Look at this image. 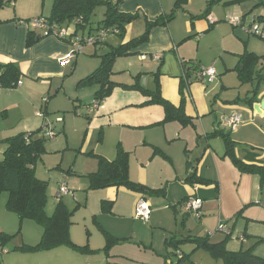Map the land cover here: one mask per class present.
Segmentation results:
<instances>
[{
	"label": "crops",
	"instance_id": "obj_1",
	"mask_svg": "<svg viewBox=\"0 0 264 264\" xmlns=\"http://www.w3.org/2000/svg\"><path fill=\"white\" fill-rule=\"evenodd\" d=\"M119 1V12L136 14L137 19L127 26L123 40L110 35L105 44L97 46L104 54L98 56L95 49L93 58L97 59L93 60L99 62L95 71L103 56L142 37L147 23L160 21L162 25L150 30L147 42L114 62L109 79L116 87L94 112L85 113V121L71 116L57 121L63 124L68 140L72 128L84 134L80 156L85 158L82 170L68 171L80 178L69 180L78 189L76 196L70 189L72 195L59 197L60 186L49 187L46 212L52 216L60 201L75 210L70 237L76 246L86 249L61 246L43 252L19 250L38 244L43 229L29 220L20 222L18 215L4 207L0 208V234L15 237L0 241V264H177L180 258L175 260L176 256L185 255L182 248H189L193 257L200 250L189 242L178 251L169 248L167 244L173 239L209 237L211 243L225 242L227 250L232 251L229 235L214 233L221 222L230 236H245L248 250L253 249L264 259V180L241 173L230 158H224L223 139L211 136L217 131L231 134L236 157L247 165L264 167V110L254 108L264 102V79L246 83L240 77L242 56L250 53L262 57L257 70L264 78V42L247 31L257 18L264 17V8L250 13L259 0L234 4L228 3L236 0H223L202 17L208 0ZM14 10L13 16L0 11V63H15L21 71L16 88L0 93L1 159L7 149L2 141L39 130L44 122L53 125L54 121L42 112V99L58 95L59 82L68 76L71 66L72 73L79 66L78 57L67 65L61 60L73 48L71 39L80 37L68 42L46 36L24 22L50 16L40 15L39 0L17 2ZM230 14L242 17V26L231 25ZM70 31L72 35L74 30ZM30 33L36 43L29 47ZM210 66L217 71L215 81L197 80V72ZM124 68L137 76L130 74L127 81L113 80L112 76L123 73ZM85 79L79 86L97 88L95 102L100 84L82 85ZM135 84L152 92L159 89L161 97L177 109L183 105V120L165 122L162 106L147 104L150 97L124 88ZM257 87L260 94L249 104ZM48 108L57 109L55 100H49ZM232 113L243 122L236 132L221 125L222 119ZM76 115L81 117L83 112L78 110ZM120 151L128 154L130 180L158 194L135 193L125 187L90 189L89 175L98 169L96 155L111 162ZM35 172L38 174L37 167ZM140 196L151 207L148 223L134 216ZM190 198L202 201L200 219L184 208ZM0 199L4 203L2 194Z\"/></svg>",
	"mask_w": 264,
	"mask_h": 264
},
{
	"label": "trees",
	"instance_id": "obj_2",
	"mask_svg": "<svg viewBox=\"0 0 264 264\" xmlns=\"http://www.w3.org/2000/svg\"><path fill=\"white\" fill-rule=\"evenodd\" d=\"M14 1L16 0H0V9L10 3L14 4ZM221 1L223 0H208L207 10L202 17L208 15L213 5ZM240 1L236 0L228 4ZM120 3L121 1L119 0H54L50 16L45 19L48 20L51 26H56L58 29L72 28L74 33L71 38L80 37V39H84L90 35H96L102 29H114L118 31V38L123 40L127 26L137 19V15L120 13L118 10ZM259 7L264 8V0H259L258 5L250 13ZM99 17L101 18L99 19ZM24 22L29 23L30 21ZM255 22L264 26V17L257 18ZM158 25H162V23L160 21L147 23V30L142 37L123 44L103 56L99 69L81 82L82 85H89L94 82L100 84V89L95 97L96 101L102 103L116 87L109 79L114 62L119 57L127 56L130 50L147 42L150 30ZM62 40L69 42L70 39ZM105 42L106 40L98 45L105 44ZM35 43L36 37L30 33L27 45L30 47ZM260 60H262V57H258L255 54L248 53L242 56L243 70H240V77L243 82L249 83L254 82V80L262 81L264 79L261 76V70H257ZM20 78L21 71L17 64L0 63V86L2 89H15ZM187 81L186 79L182 83V94L187 87ZM124 88L139 90L142 94L151 98V101L147 104L162 106L166 112L165 122L182 121L185 117L183 105L178 109L175 108L161 97L159 89L152 92L145 90L139 84ZM258 89L259 87L254 90V97L248 101L249 104H253L257 100ZM41 135H43L42 128L31 133H21L2 141L7 146V149L4 152L3 160L0 161V196L3 192L9 194L6 209L18 215L20 222L25 220L33 221L43 228V235L38 244L35 246L26 245L19 248V250L43 252L61 246H71L78 250H85L86 248L76 246L70 237V229L73 224L72 217L75 210H70L64 202L60 201L52 216H49L46 212L49 200V184L38 179L35 172L36 163L46 153V138ZM211 136H219L223 139L226 147L224 158H230L241 173L258 175L264 180V167L247 165L236 157V145L231 138V134L217 131ZM96 157L98 159V169L95 173L89 175L90 189L125 187L140 194L159 193V191H152L130 180L127 153L120 151L117 158L111 162L101 156L96 155ZM103 208L105 209V206ZM14 237L0 234V241L4 243ZM188 242L195 244L196 250H204L214 259L222 260L224 264H264V259L256 256L253 249L232 252L227 250L225 242L213 244L210 242L209 237H189L184 241L173 239L167 245L169 248L178 251L182 244ZM187 258L188 256L182 255L177 264H182Z\"/></svg>",
	"mask_w": 264,
	"mask_h": 264
},
{
	"label": "rangeland",
	"instance_id": "obj_3",
	"mask_svg": "<svg viewBox=\"0 0 264 264\" xmlns=\"http://www.w3.org/2000/svg\"><path fill=\"white\" fill-rule=\"evenodd\" d=\"M21 1L22 0H16L14 1V5L10 3L9 5L1 8L0 11L6 15L13 16L15 13V10H14L15 4ZM39 1H40V15L44 14V16H49L53 0H39ZM100 18L101 17H99V19ZM254 38L257 39L258 41L264 42V39H260L258 37H254ZM99 47L97 46L85 47L84 53L78 56L79 58L78 69H76V71L72 73L71 69H73V66H71L68 76H66L63 79V81L59 82L58 95L52 94L51 96H45L42 99L43 114H45L52 121H54L53 125H51L48 122L47 123L51 126V129L53 130L55 138L54 139L46 138V143H45L46 153L36 163V167L38 169V174H36V176L40 180H43L46 182L49 181L50 189L53 187L58 188L63 183L67 184L68 188L74 191L75 196L77 194L76 190L78 189L71 182H69V180L70 179L75 180V179H80V178H78L76 174L75 175H73L72 173L68 174V171L71 168H72V171L73 170L77 171L79 169L82 170L81 161H83L85 157L83 155L84 158H81L82 156L80 155L82 154H81L80 148L82 146L81 144L84 143L83 141L84 134L79 133V132L77 134V132H75L74 129L72 128V130L70 129L71 132L69 134L70 140H68V137L66 138L65 133L62 130L63 124H58L57 121L61 118L62 120L63 119L67 120L68 117L70 116L76 117L80 120H84L85 118H87V116H85V113L88 112L89 107H91V105L94 102L93 96L97 88L81 87L79 85L82 79H85L86 77H88L98 67L99 65L98 60L96 61L93 60V59H97V57L93 58V56L95 54L96 48H97L98 56H101L104 54V51L98 50ZM123 70H125L123 71V73H119V74L116 73L117 75L112 76L113 80H116V81L126 80L127 81L129 79L131 80V75L135 77L137 76V75H134L133 73H126L128 71H126L125 68ZM259 94H260V90H259ZM45 99H48V102H45ZM49 100L50 101L55 100L56 107H57L55 111L54 109L49 110L48 108ZM78 110L83 112V116L78 117L76 115V112ZM46 112H50V113H46ZM37 129H34V131ZM1 158L2 157H0V161L3 160ZM50 174H51V177H50ZM263 186H264V181H263ZM8 197H9V194L7 192L2 193V199H4V203L1 202V199H0V208L3 209L5 207L6 209V202H7ZM31 223H35V222L31 221ZM34 225H38V224L35 223ZM214 233L215 234L219 233L221 235V233L218 232V227H216V230ZM241 238H244L245 242H241L240 241ZM227 241L231 243L230 249H232V251L234 252H237L240 250H248V248H250L248 247L246 243L247 238L245 236L232 235V236H229V239H227ZM212 243L216 244L215 242H212ZM181 250H182L181 252L185 253V255L188 256V258L185 259L182 264H224L222 260L214 259L209 253H207L204 250L195 252L197 254H195L194 257L192 256L194 253H192V251H190L189 248H185V249L182 248ZM178 257L179 256L177 255L175 260H177Z\"/></svg>",
	"mask_w": 264,
	"mask_h": 264
},
{
	"label": "built area",
	"instance_id": "obj_4",
	"mask_svg": "<svg viewBox=\"0 0 264 264\" xmlns=\"http://www.w3.org/2000/svg\"><path fill=\"white\" fill-rule=\"evenodd\" d=\"M228 22L234 27H240L242 26L243 20H242V17H236L230 14L228 16ZM28 24L31 26V28L42 31L43 34L46 36L52 35L61 40L71 39L70 28L69 29H58L56 26H51L48 20L45 18L33 19ZM247 31L251 35H254L260 39H264V26L262 24H259L254 21ZM110 35L117 36L118 31L114 29H102L96 35H90L88 38L76 39V40L71 39V44L73 48L71 52L61 60L62 65L74 63L77 57L84 53L85 47L96 46L98 44H101ZM143 59L145 60L146 57H143ZM216 78H217V73L214 67L201 68L197 72V80L199 81H206L208 83H213ZM1 91H2V88L0 86V93ZM47 101L48 99H45V102ZM99 104L100 102L95 101L91 105V107L88 109V113L91 114L92 112H94L98 108ZM242 123L243 122H242L241 117L236 113H232L230 116L224 117L221 121L222 127L232 132H236L237 129L242 125ZM42 133L45 138H48V139L55 138L53 130L51 129V126L47 122H44L42 126ZM69 195H72V192L68 188V186L66 184L60 185L59 190H58V196H69ZM184 208L187 213L193 215L195 218L200 219L202 217V212H201L202 201L201 200L190 198L184 204ZM134 216L136 219L144 223H148L150 221L151 207L144 196H140L138 200L136 201ZM218 232H222L230 236L229 230L222 222L218 226ZM240 241L245 242V239L241 238ZM179 257L181 258L182 256H179Z\"/></svg>",
	"mask_w": 264,
	"mask_h": 264
},
{
	"label": "water",
	"instance_id": "obj_5",
	"mask_svg": "<svg viewBox=\"0 0 264 264\" xmlns=\"http://www.w3.org/2000/svg\"><path fill=\"white\" fill-rule=\"evenodd\" d=\"M38 39H40V36L38 37ZM254 108H255L256 110H258V111L264 110V102L261 103L260 105H259V104L255 105ZM178 256H182V254H179Z\"/></svg>",
	"mask_w": 264,
	"mask_h": 264
}]
</instances>
